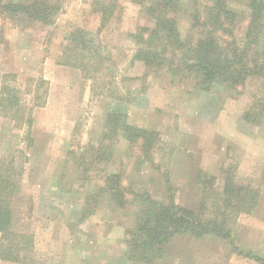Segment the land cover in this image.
I'll return each mask as SVG.
<instances>
[{
	"label": "rangeland",
	"instance_id": "rangeland-1",
	"mask_svg": "<svg viewBox=\"0 0 264 264\" xmlns=\"http://www.w3.org/2000/svg\"><path fill=\"white\" fill-rule=\"evenodd\" d=\"M58 1L61 7L50 23L14 22L0 15V85L9 74L7 81L31 107L33 117L29 143L26 127H13L0 116V158L10 159L11 154L22 171L12 228L33 237L20 262L0 264H107L96 257L99 251L110 250L115 257L119 251L125 254L124 229L130 225L131 206L111 209L101 193L95 209L82 214L86 197L96 194L112 173L120 174L121 184L132 190L128 199L147 189L166 202L171 185L177 204L202 207L207 217L213 209L226 208V236L177 234L166 247L183 249L195 238L219 237L233 254H259L247 242L254 246L259 236L264 242V112L259 113L264 110V77L250 75L234 88L215 83L201 90L193 80L165 69L153 73L143 61L133 60L138 46L132 33L154 23L139 4ZM178 1L179 29L183 36L190 35L189 14L201 10L207 0ZM109 4L113 10L100 26L99 8ZM240 5H234L238 13L243 10ZM246 10L232 28L239 46L248 31ZM79 29L86 43L83 49L79 42H69V34ZM254 39L258 47L251 43L248 48L264 53V29ZM65 50H72L74 58L85 55L77 57L86 62L84 70L59 62ZM247 112L257 114L248 120L243 117ZM122 115L128 123L153 132L150 147L141 148L142 138L131 142L123 136ZM228 175L243 187L258 189L253 210L238 211L237 204L221 200ZM255 226L261 233L247 230ZM204 244L201 250L208 255L210 241ZM240 255L250 261L239 258L243 262L234 260L235 264H263Z\"/></svg>",
	"mask_w": 264,
	"mask_h": 264
},
{
	"label": "trees",
	"instance_id": "trees-1",
	"mask_svg": "<svg viewBox=\"0 0 264 264\" xmlns=\"http://www.w3.org/2000/svg\"><path fill=\"white\" fill-rule=\"evenodd\" d=\"M132 1L139 4L142 11L154 21L152 26L138 27L131 35L138 46L133 60L143 61L148 71L155 73L165 69L173 76L193 80V85L201 90H208L215 83L234 88L250 75L264 77V53L257 48L258 41L254 39L264 29V0H207L201 10L190 12L193 32L186 36L182 35L178 26L179 18H176V13L182 11L178 0ZM235 4H241L242 12L238 13L234 9ZM60 7L58 0L0 1V15L14 22L50 23ZM245 9L249 17L248 31H245V42L239 46L232 34V28L238 18L243 17ZM112 10L113 5L99 8L100 26L109 18ZM82 31L79 29L71 32L69 42H79L83 49L86 43L83 37H79ZM251 43H256L257 46L252 51L248 48ZM70 51L71 53L65 50V56L59 62L78 65L84 70L86 62H78L77 57L85 55L77 54L74 58L72 50ZM9 76L4 74L0 85V116L11 120L13 127H26L25 140L30 143L33 140L30 134L33 122L31 107L25 105L17 88L7 81ZM262 112L264 110H260V115ZM256 114L247 112L243 117L253 120ZM120 126L125 138L131 142L142 138L141 148L150 147L152 131L128 123L123 115ZM8 156L10 159L5 155L0 158V260L17 263L31 245L33 237L30 232H18L12 228L15 217L14 202L20 192L22 171L11 154ZM223 185L221 200L226 205L237 204L236 210L244 212H249L256 206L259 199L258 189L243 187L231 175L224 178ZM98 189L96 194L86 197L82 214L87 216L95 209L96 197L101 193L106 194L107 204L111 209L131 206L132 217L130 225L124 229L123 238L127 246L125 256L130 260L153 263L163 255L168 240L177 234L190 233L201 237L206 233L220 236L228 233L225 225L226 208L222 211L213 209V213H210L212 216L207 217L202 207L194 209L177 204L171 185L167 186L171 195L166 202L153 198L147 189L128 199L127 195L132 190L121 184L118 173L105 176ZM244 254L264 264V256L251 251Z\"/></svg>",
	"mask_w": 264,
	"mask_h": 264
},
{
	"label": "crops",
	"instance_id": "crops-1",
	"mask_svg": "<svg viewBox=\"0 0 264 264\" xmlns=\"http://www.w3.org/2000/svg\"><path fill=\"white\" fill-rule=\"evenodd\" d=\"M257 227L259 226H255L254 228L251 227L247 230H257ZM261 229L262 228H258L257 231L261 233ZM204 241L205 243L207 241H210V245L212 247V250L208 255H206L201 250L202 246H205ZM190 242L191 243L187 244L183 249H175V247L173 248L172 244L170 246L168 245L163 255L153 263H142L130 260L121 251H119V256L115 257L114 253L110 252V250L107 249H104L103 252L99 251L96 254V257L101 261H105L107 264H220V262L224 263V261H228L227 264H235L234 260L241 261V259L239 258H242L245 261L248 258L244 257L243 255L242 257L240 254H244V252L241 251L242 253H240L239 250L237 253L239 255L233 254L231 252V248L226 244H222L219 237H211L210 239L195 238L193 240H190ZM248 245L254 249H252L253 251L259 252V254H262L264 252V242L261 236H259V241L257 244L253 246L252 243L249 244L247 242V246Z\"/></svg>",
	"mask_w": 264,
	"mask_h": 264
}]
</instances>
